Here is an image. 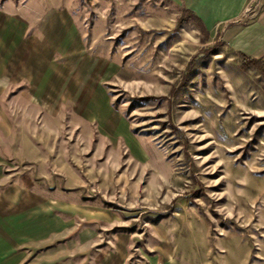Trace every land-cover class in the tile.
<instances>
[{
    "label": "rangeland",
    "instance_id": "obj_1",
    "mask_svg": "<svg viewBox=\"0 0 264 264\" xmlns=\"http://www.w3.org/2000/svg\"><path fill=\"white\" fill-rule=\"evenodd\" d=\"M3 3L7 264H264L258 69L171 0Z\"/></svg>",
    "mask_w": 264,
    "mask_h": 264
},
{
    "label": "crops",
    "instance_id": "obj_2",
    "mask_svg": "<svg viewBox=\"0 0 264 264\" xmlns=\"http://www.w3.org/2000/svg\"><path fill=\"white\" fill-rule=\"evenodd\" d=\"M171 2L179 12L182 10L193 12L208 31L219 34L220 39L235 53H243L250 58H264V0H171ZM40 17L41 11L35 4L0 5V23H38ZM6 199L8 203H17L20 200L16 197ZM15 232L14 224L0 214V264H7L15 258L11 254V242ZM22 264L26 262L23 261Z\"/></svg>",
    "mask_w": 264,
    "mask_h": 264
},
{
    "label": "trees",
    "instance_id": "obj_3",
    "mask_svg": "<svg viewBox=\"0 0 264 264\" xmlns=\"http://www.w3.org/2000/svg\"><path fill=\"white\" fill-rule=\"evenodd\" d=\"M191 20L192 22L196 23L202 32L208 33V30L205 28L203 23H201L200 19L191 11L182 10V15L179 18L180 22H186ZM216 48L212 49L215 51ZM242 58L241 67L247 68L248 66H254L258 69L259 73L264 76V58H250L243 53H239Z\"/></svg>",
    "mask_w": 264,
    "mask_h": 264
}]
</instances>
